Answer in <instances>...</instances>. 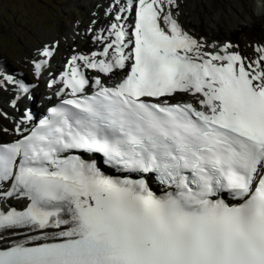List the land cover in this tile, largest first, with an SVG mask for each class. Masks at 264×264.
I'll use <instances>...</instances> for the list:
<instances>
[{
  "label": "snow or ice",
  "instance_id": "obj_1",
  "mask_svg": "<svg viewBox=\"0 0 264 264\" xmlns=\"http://www.w3.org/2000/svg\"><path fill=\"white\" fill-rule=\"evenodd\" d=\"M180 7L114 0L60 102L0 142V201H26L0 206V264H264V46L209 48Z\"/></svg>",
  "mask_w": 264,
  "mask_h": 264
},
{
  "label": "bare ground",
  "instance_id": "obj_2",
  "mask_svg": "<svg viewBox=\"0 0 264 264\" xmlns=\"http://www.w3.org/2000/svg\"><path fill=\"white\" fill-rule=\"evenodd\" d=\"M123 1L125 0H120V3L122 4ZM91 3V7L85 10L84 18L71 25L70 30L69 26L68 32H64L62 36L51 35L42 46L30 48L26 59L22 61L23 67L31 68L35 72L34 61L45 59L38 55L39 50L46 45H51L53 48L54 55L44 66L41 74L45 73L46 67L51 64L47 81L52 80L56 83H52L53 86L50 89L41 84L36 87L41 93L40 98L32 105L36 112L41 108V100L44 99V102L51 105L59 97L57 93L62 87L59 77L66 70L67 62L72 55L90 53L102 47L96 42L95 37L112 21L114 12L109 14L108 9L113 6L114 0H104L101 4L92 0ZM179 3L181 5L180 22L191 34L204 41L209 48L213 44L220 48L224 44H232L237 46L233 49L234 51H238L246 58L255 59L257 56L255 48L264 46V0H179ZM76 32L83 35L82 44L73 45V42L78 39ZM63 41L68 42L69 46L56 56L59 45ZM3 67H6V64ZM24 75L16 70L9 72L3 70L0 63V81L4 83L0 82V125H3L12 135H17V126L23 130L29 123L28 120L23 121V118L28 115L24 111L27 106L23 108L22 95L18 91L17 84L13 83L24 78ZM13 101L16 102L15 106ZM2 203L3 201H0V204Z\"/></svg>",
  "mask_w": 264,
  "mask_h": 264
},
{
  "label": "rangeland",
  "instance_id": "obj_3",
  "mask_svg": "<svg viewBox=\"0 0 264 264\" xmlns=\"http://www.w3.org/2000/svg\"><path fill=\"white\" fill-rule=\"evenodd\" d=\"M91 1L0 0V61L10 68L17 69L16 71L22 70L26 73L25 76L32 77V69L21 65L28 50L34 46H42L51 35L62 36L64 32H68L71 25L84 18L85 10L92 5ZM93 1L101 4L104 0ZM77 35L78 39L73 45H79L83 41L82 34ZM68 46L69 43L63 41L56 56L64 52ZM41 79L42 85L46 86L45 74ZM0 82L3 83L2 80ZM2 130L4 127L0 125V141H5L10 136L8 137V133Z\"/></svg>",
  "mask_w": 264,
  "mask_h": 264
}]
</instances>
